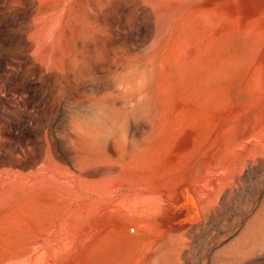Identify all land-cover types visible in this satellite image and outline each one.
I'll return each instance as SVG.
<instances>
[{
	"label": "rangeland",
	"instance_id": "374dc122",
	"mask_svg": "<svg viewBox=\"0 0 264 264\" xmlns=\"http://www.w3.org/2000/svg\"><path fill=\"white\" fill-rule=\"evenodd\" d=\"M0 264H264V0H0Z\"/></svg>",
	"mask_w": 264,
	"mask_h": 264
},
{
	"label": "water",
	"instance_id": "95a60500",
	"mask_svg": "<svg viewBox=\"0 0 264 264\" xmlns=\"http://www.w3.org/2000/svg\"><path fill=\"white\" fill-rule=\"evenodd\" d=\"M179 193H180V195H181V198H182V197H183V195H182V192H181V190H179ZM182 201H183V200H182ZM182 205H183V207H184V208H187V207H188V204H187V203H186V204L184 203V204H182ZM184 205H185V206H184Z\"/></svg>",
	"mask_w": 264,
	"mask_h": 264
},
{
	"label": "bare ground",
	"instance_id": "6f19581e",
	"mask_svg": "<svg viewBox=\"0 0 264 264\" xmlns=\"http://www.w3.org/2000/svg\"><path fill=\"white\" fill-rule=\"evenodd\" d=\"M193 205L195 206L196 205V203H195V201L193 200Z\"/></svg>",
	"mask_w": 264,
	"mask_h": 264
}]
</instances>
